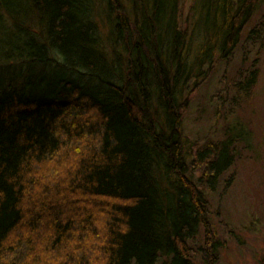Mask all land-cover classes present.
<instances>
[{"label": "trees", "instance_id": "16d2710c", "mask_svg": "<svg viewBox=\"0 0 264 264\" xmlns=\"http://www.w3.org/2000/svg\"><path fill=\"white\" fill-rule=\"evenodd\" d=\"M194 1L183 20L182 0H0V264L217 263L207 194L234 166L264 13L246 30L260 0ZM235 52L208 99L224 140L187 149L185 113Z\"/></svg>", "mask_w": 264, "mask_h": 264}, {"label": "rangeland", "instance_id": "374dc122", "mask_svg": "<svg viewBox=\"0 0 264 264\" xmlns=\"http://www.w3.org/2000/svg\"><path fill=\"white\" fill-rule=\"evenodd\" d=\"M195 2L182 0L183 20L190 18ZM259 6L246 30L260 20L264 13V0H260ZM242 38V45L246 46V34ZM255 54V51L250 54L249 62ZM239 55L235 52L230 61L218 66L210 84L194 95L183 120L187 149L204 137L224 140L221 130L224 120L216 111L220 106H210L208 99L221 94L220 90L225 85L230 88L231 78L245 54ZM258 59L259 75L254 89L249 96L238 97L233 117L227 118L228 124L236 120L232 130L240 139L235 143L234 166L221 179L215 192L207 194L212 230L221 242L215 264H264V47ZM227 96L229 103L232 94ZM228 103L221 109L222 114L228 109ZM215 111L218 114H214ZM197 238L198 246L203 243V233ZM197 257L198 264H205Z\"/></svg>", "mask_w": 264, "mask_h": 264}]
</instances>
